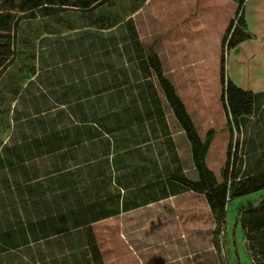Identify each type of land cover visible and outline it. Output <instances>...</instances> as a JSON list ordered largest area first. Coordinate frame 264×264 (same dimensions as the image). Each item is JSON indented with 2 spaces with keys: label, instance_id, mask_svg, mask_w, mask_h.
I'll return each instance as SVG.
<instances>
[{
  "label": "rangeland",
  "instance_id": "obj_1",
  "mask_svg": "<svg viewBox=\"0 0 264 264\" xmlns=\"http://www.w3.org/2000/svg\"><path fill=\"white\" fill-rule=\"evenodd\" d=\"M203 1L200 20L211 21L210 33L220 37L214 53L224 57L227 51L225 35L232 18L240 15L244 0ZM67 2L71 5L62 6L65 8L21 12L20 0H0V12L17 16L10 33L0 32V264H92L95 261L92 247L87 246L82 237L78 245L79 238L67 237V243L54 239L49 245L40 243L39 247L27 248L28 251L14 248L22 240L20 232L25 231L24 206L29 198L28 188L34 185L35 178H39L36 182L43 181L46 172L81 161L80 156L74 154L79 153L80 148L72 150L70 158L46 155L49 134L43 133L48 127L71 122L67 108L75 113L77 107L73 106L80 107V102H85V110L94 117L98 115V108L94 106L98 100L107 103L103 109L116 111L123 108L121 116H112L114 126L126 120H143L153 110L145 108V104L148 97L154 101L155 85L182 169L188 177L196 179L189 143L171 118L156 78L145 67L144 52L162 46V35L170 34L181 45L180 52L175 55L177 58L203 60L211 56L212 52L194 51L195 47L190 45L199 42L202 29L192 31L176 26L187 16L186 5L191 3L187 0H103L86 11L72 5L75 0ZM123 40L129 47V54L125 53L126 59L130 60L129 70L125 65ZM159 53L164 76L178 96L186 101L196 132L203 140L214 124L203 121L202 117L215 118L223 114L216 101L220 84L213 70L214 64H210L209 69V64L195 60L189 67L174 71L167 65L164 52ZM134 104L137 105L132 106ZM253 105V113L238 120L239 129H234L231 134H220L211 143L210 166L214 171L220 167L222 153L230 143L231 156L236 152L237 161L235 169L230 166L229 176L236 173L238 178L244 179L264 171V93L256 95ZM81 107L83 109V105ZM52 117L55 123L49 122ZM82 117L75 116V119ZM115 137L114 152L108 158L94 161L96 168L92 169L94 176L101 171L111 174L105 178L96 177L92 182H86L88 177H82L84 189L92 194L96 191L97 195H106L119 189L113 182L110 164L113 155L116 166L122 165L117 163L118 154L128 156L130 164H136L141 183L164 180L157 178L178 168L173 149L163 146L159 130L149 122ZM101 143L96 144L97 156L113 151L109 144ZM33 157H36L33 166L30 161L15 165ZM84 165L81 163L80 168ZM218 174L215 172L216 176ZM254 182L252 180L250 184ZM117 183L121 184L120 181ZM263 198L264 189H260L229 201L223 224L216 232L212 225L174 237L168 224L164 235L158 227L153 228L155 224L123 230L137 255L143 261L146 254L149 264H257L262 257L249 251L242 218ZM171 200L169 197L166 204ZM156 210L164 214L161 208ZM19 222L22 225H17Z\"/></svg>",
  "mask_w": 264,
  "mask_h": 264
},
{
  "label": "trees",
  "instance_id": "obj_2",
  "mask_svg": "<svg viewBox=\"0 0 264 264\" xmlns=\"http://www.w3.org/2000/svg\"><path fill=\"white\" fill-rule=\"evenodd\" d=\"M187 1L191 4L186 7L193 9L194 16L201 13L202 0ZM101 2L103 0H75V4L72 5L77 6L79 10L88 11L100 5ZM67 5H71L67 0H57L56 3L51 0H20L19 11L55 10L65 8L62 6ZM16 17L10 12H0V32L10 33L13 24L17 22ZM186 21L187 18H183L180 23H186ZM225 36L227 37V50L251 37L243 8L238 17L232 18ZM122 42L125 53H127L128 44H125L124 40ZM144 52L147 68L156 78L168 107L189 143L196 179L184 173L174 141L170 137L172 145L174 144L173 154H176L178 168L166 176L157 178L164 180L153 179L149 184L139 182L140 176L136 172V164H130L128 156L123 157L118 154L120 158L117 159V163L121 162L122 165H115L114 155L110 159V164L114 175L113 182L119 189H113L112 193L106 195H97L96 191L92 194L91 191L84 189L83 175L88 177L86 182H92L96 177L105 178V175L108 177L111 174L101 171L98 176H94L92 169L96 168L94 161L102 157L108 158L114 152L115 142H117L115 135L154 120V117L149 116L143 120L139 118L133 121L126 120L114 126L112 123L114 119L111 121L112 116H121L123 109L116 111L103 109L107 103L101 100L95 101L94 106L98 108L97 116L94 117L86 109L83 117L76 120L75 116L69 113L72 118L71 122L48 127L43 132L46 135L49 134L46 140L49 143L46 155H52L51 158L57 156L70 158L73 155L72 150L80 148L79 153L74 152V154H78L81 161L76 162L75 165L60 166L53 172H46L43 181L36 182L39 178H35L34 185L28 188L29 198L24 206L27 218L25 231L20 232L22 240L15 244L14 248H24L28 251L27 248L39 247L41 242L43 246L49 244L46 242L51 239H57L59 243L64 240L67 243V237L79 238L76 243L78 245L82 237L83 242L93 249L95 261L92 264H140L139 256L124 234L123 229L128 228L126 213L151 205L153 209L150 210L156 214V209L161 208L164 214L161 215L160 211L157 212L158 216L161 215L168 222L170 233L174 237L212 225L216 232L218 226L223 224L229 201L264 189V171L249 175L244 179L238 178L236 173L229 176L230 166L235 169L237 161L236 152L231 156V143L222 153L223 161L219 164L220 167L214 171L210 166L212 163L209 154L211 143L216 141L220 134H231L234 129H239L238 120L242 116H250L254 106V93L251 90L237 87L225 76V57L222 54L219 56L211 54L201 60V58L192 59L185 56L177 58L176 54H169L175 70L189 67L195 60H198V63L209 64L207 67L209 69L213 62L218 64L213 68L220 84L216 101L223 114L215 118L202 117L203 121L214 125L209 128L205 138L201 140L189 115L186 101L178 96L174 86L164 76L158 55L153 52ZM49 122L55 123L56 120L52 117L51 121L49 118ZM100 141L103 142L101 144L105 142L109 144L113 151L104 153L101 157L97 156L96 144H100ZM35 159L36 157H33L15 165L30 161L33 162V166L36 164ZM81 163L85 164L83 168H80ZM89 165L92 166L89 167ZM215 172L220 174L216 176ZM116 177H119V180ZM252 180L255 182L250 184ZM165 184L168 188L163 187ZM169 197L172 199L171 203L166 204L169 203L167 202ZM242 222L249 251L254 252V256L258 254L262 257V261L257 264H264V198L257 206L243 214ZM17 225L22 224L19 222ZM30 243L34 245L31 246ZM252 261H255L254 258Z\"/></svg>",
  "mask_w": 264,
  "mask_h": 264
},
{
  "label": "crops",
  "instance_id": "obj_3",
  "mask_svg": "<svg viewBox=\"0 0 264 264\" xmlns=\"http://www.w3.org/2000/svg\"><path fill=\"white\" fill-rule=\"evenodd\" d=\"M202 4L204 5V1ZM242 8H243L245 22L248 31L251 34V37L249 39L242 41L241 43L237 44L234 48H231L230 50H227L225 52L224 55L225 76L229 78L237 87L246 90H251L254 93V98H255L257 94L264 93V0H244V4ZM186 9H187V16L184 17L185 19L187 18L186 23H182L176 26L179 27L181 26V28H185L188 30L191 29L192 31L202 29V36L199 42H192L190 43V45L192 47H195L194 51L210 52V53L212 52L211 54H215L214 52H216V45H218L220 37L216 36L215 33L213 35L212 33H210L209 24H211L210 23L211 21L208 20L209 22L205 23L204 20H200L199 15L203 12V9L201 13L198 14L197 16L193 15L192 12L193 9L191 7L190 8L187 7ZM200 22L203 24H200ZM176 26H173L172 28H175ZM185 36H187V34ZM162 37L164 44H162V46H158L152 52L158 55L161 67L163 68L164 65L162 62V56L159 53L163 51L164 55L166 56V63L168 62L167 65L171 67L172 70L175 71V69L172 66L171 56L169 54H176L180 52L179 50L181 49V45H179L175 37L170 36V34L169 36L164 34L162 35ZM126 52L129 54V47L127 48ZM123 53L125 55L124 50ZM125 60H126L125 61L126 68L127 70H129L130 60L126 59V55H125ZM213 64L215 67L216 62H213ZM145 67L147 68L146 59H145ZM153 86L155 89L154 101H151L152 98L148 97L146 100L147 102L145 104V108L148 107L153 110L151 111V114L145 116L144 118L146 119L149 116L154 117L153 121L150 122L148 121V122L151 123V125L155 129H157V131L159 130L160 132L159 138L161 139V143L163 144V146H165L166 148L168 147L173 149L174 144L172 145L171 143L170 137H172L171 136L172 134L166 120V113L162 111L164 109L162 108L163 107L162 101H160V99L158 98L155 85ZM163 98L165 100L164 95ZM79 105L80 107H78V105L73 106V107H77V111H75V113L71 112L68 108L67 111L71 113L73 116L81 117L86 112L84 108L85 102H83V104H81L80 102ZM81 105H83V109ZM135 105L137 104H134L132 106ZM139 105H141V103ZM169 114L171 118L174 119L176 122V119L171 109ZM150 209H153L151 205H149L148 207L147 206L140 207L126 213L125 219L127 221V227H134V226L147 227L150 226L151 224H155V227L153 226V228L156 229L158 227L159 232L162 235H164L165 234L164 228L167 226L168 222L165 221V219H161V217L158 216L159 212L155 214ZM147 211H151L152 213L150 215H147ZM156 231H158V229ZM53 240L54 239L48 240L49 242L46 243H51L53 242ZM30 245L33 246L34 244L30 243ZM45 251L46 254L48 255V249L45 248ZM157 257H159L157 258V261H159L160 256L157 255ZM147 260L148 258L146 254L143 255V261L145 262V264H149ZM139 261L140 264H144L141 258ZM56 264H58V262Z\"/></svg>",
  "mask_w": 264,
  "mask_h": 264
}]
</instances>
